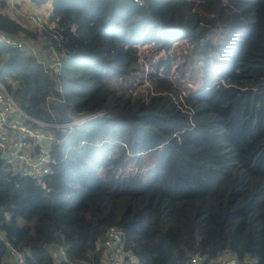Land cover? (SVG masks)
<instances>
[{
	"label": "trees",
	"instance_id": "obj_1",
	"mask_svg": "<svg viewBox=\"0 0 264 264\" xmlns=\"http://www.w3.org/2000/svg\"><path fill=\"white\" fill-rule=\"evenodd\" d=\"M31 1L51 3L62 20L33 31L0 9V31L44 37L47 54L67 56L52 72L0 44V80L47 124L104 114L44 127L62 140L45 185L0 154V264L10 246L24 264H103L112 228L123 231L125 264L209 262L227 251L264 264V0ZM181 41L202 75L196 90L179 93L169 61L156 63L164 75L142 67L138 78L141 46L171 51ZM144 78L155 91L134 94ZM143 162L147 180L119 174Z\"/></svg>",
	"mask_w": 264,
	"mask_h": 264
},
{
	"label": "built area",
	"instance_id": "obj_2",
	"mask_svg": "<svg viewBox=\"0 0 264 264\" xmlns=\"http://www.w3.org/2000/svg\"><path fill=\"white\" fill-rule=\"evenodd\" d=\"M134 1L139 4L143 3V0ZM53 27L54 25L51 26V28ZM0 44L29 50L39 58V61L46 66L47 70L52 72H60L62 61L67 56L65 52L57 51H53L50 55L44 54L43 51H38L37 48L23 38L3 31H0ZM103 114V111H98L93 114L77 115L70 123L47 124L28 115L17 104L0 80V154H4L3 159L12 163L14 169L24 179L45 185V178L59 164L58 147L62 140L44 127L54 126L63 130H70L75 125H80ZM32 123L37 126H32ZM122 239V230L117 228L108 230L104 241L106 255L103 264H125L128 253L126 254L121 248ZM0 240H4L1 232ZM7 244L10 246V243L7 242ZM10 248L19 264H24L25 252L12 248V246ZM61 252L64 253L63 248ZM188 264H253V260L249 257L241 259L232 252L227 251L217 259L209 262H206L204 256L196 254L190 258Z\"/></svg>",
	"mask_w": 264,
	"mask_h": 264
},
{
	"label": "rangeland",
	"instance_id": "obj_3",
	"mask_svg": "<svg viewBox=\"0 0 264 264\" xmlns=\"http://www.w3.org/2000/svg\"><path fill=\"white\" fill-rule=\"evenodd\" d=\"M9 4H7V9H1L3 12L7 13L8 15L12 16L13 18H16L18 21H20L25 27L29 28L33 31H39L41 32L43 29V24L46 22L53 23V21H59L62 20L61 18L52 17V15L45 9L40 10L36 9L34 5H30L31 0H9ZM32 4V3H31ZM50 18V19H49ZM55 18V19H54ZM42 22V23H41ZM45 26V25H44ZM221 29L219 32H215L212 37H214L215 41H219V35L221 33ZM23 38L25 41L29 42L32 46L37 48L38 51H43L44 54L48 53L47 49H43V43H45V38L40 37L38 42L31 41L26 37H20ZM183 43V44H182ZM187 41H181V43L177 44L171 51H164L162 49H158L154 47V45H145L141 46L138 49V55L140 57V70L142 72H137L139 75L138 78L141 79L143 75V69H145V74L150 71H154L159 76L164 75L163 73V66H160L159 69H156V63L163 60V61H169L170 62V72L168 75V78H170L174 85L178 88L179 93L181 95H186L190 92V89L196 90L200 86L201 77L202 75H194L191 73L190 67L193 66V49L188 50ZM198 62H201V59H198ZM186 63V64H185ZM143 67V69H142ZM146 77V76H145ZM145 80L139 81L141 84H135V87L132 91L134 94H140L144 93L146 94L148 90L150 92H154L153 86L150 84L149 80L144 78ZM155 160L159 159L160 157V150L155 151L153 154ZM147 162V161H146ZM145 165L144 169L133 166V165H127L125 168L122 167L119 169V174H128V173H135V172H141L142 175L144 174V179L147 180L148 178V170L149 166L148 164L144 163ZM3 215L7 220L11 219L12 216V210H4ZM8 260H14L11 264H18L14 258L7 257Z\"/></svg>",
	"mask_w": 264,
	"mask_h": 264
},
{
	"label": "crops",
	"instance_id": "obj_4",
	"mask_svg": "<svg viewBox=\"0 0 264 264\" xmlns=\"http://www.w3.org/2000/svg\"><path fill=\"white\" fill-rule=\"evenodd\" d=\"M4 1L5 3V6H1L0 9H7V4H9V0H0V2ZM32 3V4H31ZM30 5L32 7V5H34V7L37 9H40V10H47L51 15H52V10H53V7H52V4L51 3H47L45 5H42V6H36L32 1H31ZM53 16H51L50 18L52 19ZM49 18V19H50ZM16 19V18H15ZM17 20V19H16ZM9 257L10 258H14L15 261L19 264L17 258L12 254V251L9 253ZM14 261V260H13ZM12 260H8V258H5V263H8V264H11L13 262Z\"/></svg>",
	"mask_w": 264,
	"mask_h": 264
},
{
	"label": "water",
	"instance_id": "obj_5",
	"mask_svg": "<svg viewBox=\"0 0 264 264\" xmlns=\"http://www.w3.org/2000/svg\"><path fill=\"white\" fill-rule=\"evenodd\" d=\"M1 158H2V159L4 158V154L1 155Z\"/></svg>",
	"mask_w": 264,
	"mask_h": 264
}]
</instances>
